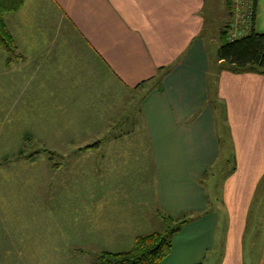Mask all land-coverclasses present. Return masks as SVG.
<instances>
[{
  "label": "crops",
  "instance_id": "obj_1",
  "mask_svg": "<svg viewBox=\"0 0 264 264\" xmlns=\"http://www.w3.org/2000/svg\"><path fill=\"white\" fill-rule=\"evenodd\" d=\"M214 1L24 0L16 12L4 16L8 27L13 19L14 42L28 58L32 87L33 81L44 82L39 87L50 97H64L86 82L99 92L104 83L113 82L144 90L142 113L155 147L159 186L163 183L159 200L174 216L180 210L194 216L178 236L193 224L197 241L205 242H196L197 249L184 257L174 237L161 264H206L210 258L214 264H264V219L258 213L253 225L262 226L254 229L257 235L250 241H259V251L242 249L254 194L264 176V75L228 70L217 59L219 34L210 57L204 31ZM222 10L221 3L217 11ZM220 20L219 33L227 19ZM253 28L264 32V0L255 2ZM210 87L218 100L213 104L223 107L232 161L222 194L215 199L197 182L219 152ZM188 179V188L179 192L188 205L172 210L178 200L167 205V193L174 189L176 197V188ZM219 226L222 236L217 239Z\"/></svg>",
  "mask_w": 264,
  "mask_h": 264
},
{
  "label": "rangeland",
  "instance_id": "obj_2",
  "mask_svg": "<svg viewBox=\"0 0 264 264\" xmlns=\"http://www.w3.org/2000/svg\"><path fill=\"white\" fill-rule=\"evenodd\" d=\"M215 1L207 9L204 31L210 57L220 18L229 19L224 0ZM4 24L14 41L13 19L9 27L5 19ZM16 49L12 61L0 50V264H93L96 253L128 251L136 236L163 232L168 218L172 225L178 218L194 217L188 209L180 210L188 205L180 188H188L190 179L176 188V197L171 189L164 200L171 206L177 198L172 210L182 213L174 216L159 200L163 183L159 186L155 147L142 113L144 90L113 82L104 83L99 92L86 82L78 91L53 98L40 89L44 82L33 81L32 87L28 58ZM216 97L210 87L212 104ZM214 106L219 152L197 182L215 199L222 194L232 161L223 107ZM42 149L46 151L34 159L26 157ZM259 181L244 251H259V241H250L257 235L254 229L262 226L253 225L254 215L264 219V176ZM191 225L174 235L184 257L197 249L196 242L205 243L197 241ZM205 231L204 225L203 239ZM215 232L221 238V226ZM218 243L216 249H221ZM206 264L214 263L210 258Z\"/></svg>",
  "mask_w": 264,
  "mask_h": 264
},
{
  "label": "trees",
  "instance_id": "obj_3",
  "mask_svg": "<svg viewBox=\"0 0 264 264\" xmlns=\"http://www.w3.org/2000/svg\"><path fill=\"white\" fill-rule=\"evenodd\" d=\"M23 2L24 0H0V50L7 53L11 61L17 49L3 18L6 13L16 12ZM255 2L256 0H253L251 20L243 26L242 35L230 39L234 3L233 0H224L229 19L220 30L216 55L217 59L223 61L228 70L234 73L254 72L264 75V32H256L253 28ZM45 151L46 149L37 150L26 157L34 159L33 156ZM22 154L20 151L19 155ZM167 220L170 223L172 219ZM189 220L192 218H178L172 225L168 223L163 232L136 236L132 248L128 251L96 253L93 264H161L171 252L174 235L178 234Z\"/></svg>",
  "mask_w": 264,
  "mask_h": 264
},
{
  "label": "built area",
  "instance_id": "obj_4",
  "mask_svg": "<svg viewBox=\"0 0 264 264\" xmlns=\"http://www.w3.org/2000/svg\"><path fill=\"white\" fill-rule=\"evenodd\" d=\"M234 16L231 23L230 39H234L243 33V26L251 20L253 0H233Z\"/></svg>",
  "mask_w": 264,
  "mask_h": 264
}]
</instances>
